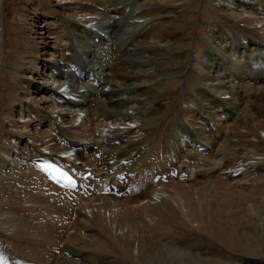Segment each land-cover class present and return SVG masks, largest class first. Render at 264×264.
I'll list each match as a JSON object with an SVG mask.
<instances>
[{
	"label": "bare ground",
	"instance_id": "bare-ground-1",
	"mask_svg": "<svg viewBox=\"0 0 264 264\" xmlns=\"http://www.w3.org/2000/svg\"><path fill=\"white\" fill-rule=\"evenodd\" d=\"M196 5L212 10L198 68L178 50ZM16 29L8 64L1 12L0 240L23 254L57 214L56 244L105 235L88 264L264 263V0H28Z\"/></svg>",
	"mask_w": 264,
	"mask_h": 264
},
{
	"label": "rangeland",
	"instance_id": "rangeland-1",
	"mask_svg": "<svg viewBox=\"0 0 264 264\" xmlns=\"http://www.w3.org/2000/svg\"><path fill=\"white\" fill-rule=\"evenodd\" d=\"M25 2H28V0H0V16H1V12L2 13H4V27H5V31H4V36H5V40H4V42H5V44H4V52H5V54H6V63H8V64H12L13 62H14V59L16 58V55H18V46L16 45V43L18 42V31H17V27H18V15H19V9L21 8V6H22V4L23 3H25ZM207 1H205V3H206ZM4 8V9H3ZM192 9H193V7L192 8H190V9H188V10H186V11H182L181 13H182V16H183V14L184 15H189L190 13H192ZM195 12L197 13V15H198V17H199V19H198V21H196V23L194 22V24H190V26H186V30L184 31V30H182L183 32H181L180 31V36H185V37H193V40H192V45L190 44V45H187L186 47H184V48H182L183 47V44H182V46H179L178 47V50L179 51H187V52H191L192 50H195V53L193 54V56L196 58V64H194L193 66L195 67V68H198V61L199 60H201V53H202V51L204 50V48L202 47L203 45L201 44V42H202V38H204V36L205 35H207V32H208V30L210 29V27L212 26V18H211V13H212V10L207 6L206 8H204V6H202V5H196L195 6ZM42 20H51V18L50 17H45V18H42ZM206 21H209L210 23H207ZM208 24V25H207ZM105 25L107 26V24L105 23ZM123 25H124V23L123 24H121V23H117V24H114L113 26H112V32H111V34H112V36H114V37H118V35H120V32H121V30H124V31H126L127 30V28H125L124 29V27H123ZM142 25H143V27H142ZM195 26V27H194ZM130 27H142V29L143 30H146L147 28H148V26L146 25V23L145 24H139V25H134V26H130ZM146 27V28H145ZM192 30H191V29ZM190 32H192L191 33V35L189 34ZM150 34H151V32H149ZM150 34L147 36V37H149L150 36ZM222 34H226V33H223V31H221L220 32V34L219 35H222ZM117 35V36H116ZM124 37V36H123ZM141 37V36H140ZM139 37V38H140ZM118 40H120V39H118ZM126 43L127 44H130V43H132L131 44V46L133 45V43H135L134 41H132L131 40V38H128L127 40H126ZM177 44H174L175 46H177L178 45V41L176 42ZM201 44V45H200ZM200 46H201V48H200ZM143 50H144V48H142ZM172 49V48H171ZM177 51V50H176ZM181 60L180 59H176V61H175V63L177 62L178 64H181V62H180ZM9 75V77H10V74H8ZM12 79V78H11ZM11 79H9V80H11ZM191 79H192V77H191ZM167 83H165V85L163 86V88L161 89V91H162V93L163 94H165V95H171V94H173L174 92H176V91H178L182 86H183V84H184V81L183 80H181V79H179V77L178 76H170V78L168 77V79H167V81H166ZM33 86H35V85H33ZM185 86H187L188 88H190V86H191V84L190 83H186V85ZM69 98H73V97H71V96H68ZM67 96H66V98H68ZM42 124H44V123H42ZM51 217H52V219H50V218H48L47 216L45 217V216H43V220L45 221V219L46 220H48L47 221V224H46V226H44L43 228H42V232H41V234H42V236L44 235V238H42V241H39V245L38 246H34L33 245V249L36 247V249H34V252L36 253V256L37 257H35V254H34V252H31V254H32V256H34L35 257V259H34V257H30V256H27V257H24L25 255H27V254H29V252L31 251V250H33L32 248H30V249H24V253L22 254V252H21V250L23 249V247L24 246H26L28 243L27 242H25V240L23 241V236L22 235H20V234H17V235H15L14 237H15V239L18 241V243H16L17 245L16 246H10L9 245V243L7 242V241H10V239H6V238H3V239H5V240H7V241H3V240H0V252H2L4 255L3 256H0V258H3L2 259V261H0V263H10V264H26V262H28L27 260L29 259V261L31 260V259H33V260H37L35 263H34V261H33V264H44L45 263V261H46V263H48V264H69V259L70 258H73L74 260H76V261H78V258H82V260H84L85 259V257L88 259H90V260H92L91 258L93 257V256H96L99 252H97V254H95V253H93V252H96L98 249L96 248L97 247V244L99 243V242H101V241H107L106 240V238H105V235H102V234H98L97 236L95 235L92 239H83L82 237H80V236H73V238L71 239V241L69 242V244H67V243H61L60 245L59 244H56L55 242H53L54 240H52V238L53 237H55V233H59V232H61V231H63L61 228H51V226L53 225L52 224V222L54 223V221H51V220H54V218H57V217H59V216H57V214H54V215H50ZM92 218H90V221H91V223L93 222L92 220H91ZM56 220V219H55ZM51 221V222H50ZM87 221H89V220H87ZM47 227V228H46ZM51 228V230H49ZM49 231V233H50V235H54L53 237H50V236H48L46 233ZM57 231V232H56ZM69 232H71V231H69ZM98 233V232H97ZM102 235V236H101ZM177 235H175V236H173L172 238H171V240L173 241V242H180V241H183V240H181V238L179 237V236H177ZM98 238V241H97V238ZM102 237H104L103 239H102ZM19 238V239H18ZM23 238V239H22ZM49 238V239H48ZM75 238H76V240H75ZM175 240H174V239ZM47 239V240H46ZM180 239V241H177V240H179ZM78 240V243L76 242ZM92 240V241H91ZM100 240V241H99ZM16 241V242H17ZM21 241H23L22 242V244H20L21 243ZM27 241V240H26ZM49 241H50V244H49ZM40 242H41V244H40ZM43 242H45V244L43 243ZM98 242V243H97ZM26 243V244H25ZM52 243V244H51ZM79 245H77V244ZM88 243V245L89 246H86V244ZM90 243H91V245H90ZM19 244V245H18ZM46 245L45 247H47V244H49L48 246L49 247H47V248H45L43 245ZM23 245V246H22ZM41 245V246H40ZM83 245H85V246H83ZM7 246V247H6ZM22 248H21V247ZM41 247V248H38L37 249V247ZM42 246H43V248L45 249V250H47L48 251V253H47V251H45L43 248H42ZM60 246V247H59ZM81 246V247H80ZM93 246V247H92ZM15 247V248H14ZM21 249H20V248ZM54 249H53V248ZM86 247V248H85ZM89 247V248H88ZM95 247V248H94ZM50 248V249H49ZM17 249H18V251H17ZM20 249V250H19ZM42 250V252L44 253V254H41L42 252H40L41 250ZM52 249V250H51ZM56 249V250H55ZM62 249V250H61ZM86 249V250H85ZM93 249V250H92ZM96 249V250H95ZM13 250V251H12ZM35 250H39V252L37 251H35ZM55 251V253L53 254V252ZM79 250V252H80V254L78 255L77 254V256H76V252ZM83 250H85V251H83ZM200 250H202V247H201V249ZM25 251H27V252H25ZM48 254V256H47V254L45 253V252ZM63 251V252H62ZM68 251V252H67ZM50 252V253H49ZM52 252V253H51ZM91 252V253H90ZM58 253V254H57ZM70 253V254H69ZM88 253V254H87ZM11 256H14V260H15V262L13 261V257H11ZM13 254H15V255H13ZM45 254H46V256H45ZM85 254V255H84ZM51 255H54L53 257L51 256ZM72 255H74V256H72ZM83 255V256H82ZM86 255H88V256H86ZM11 257V259H10V257ZM43 256H44V258H43ZM49 256H51V257H49ZM91 256V257H90ZM18 257V258H17ZM39 257H41L40 259H39ZM58 257V258H57ZM25 258L27 259L26 260V262H25ZM31 258V259H30ZM38 258V259H37ZM46 258V259H45ZM48 258L49 259H51V261L50 260H48ZM57 258V259H56ZM123 258V257H122ZM121 258V256L119 257V255H117V261H121V262H125L126 260H124L125 258H123L122 259ZM42 259V260H41ZM52 259H53V261H52ZM67 261H66V260ZM87 259H85L84 260V263H86V264H88L87 262H85V261H87ZM88 259V260H89ZM119 259H121V260H119ZM10 260V261H9ZM16 260H18V261H16ZM19 260H21V261H19ZM23 260H24V262H23ZM43 260H45V261H43ZM13 261V262H12ZM40 261H41V263H40ZM12 262V263H11ZM19 262V263H18ZM44 262V263H43ZM51 262V263H50ZM83 263V264H84ZM30 264H32V263H30ZM264 264V263H263Z\"/></svg>",
	"mask_w": 264,
	"mask_h": 264
},
{
	"label": "snow or ice",
	"instance_id": "snow-or-ice-1",
	"mask_svg": "<svg viewBox=\"0 0 264 264\" xmlns=\"http://www.w3.org/2000/svg\"><path fill=\"white\" fill-rule=\"evenodd\" d=\"M46 167H47V166H46ZM61 178L64 179V180H66V182H67L68 184H70V185L74 183V181L72 180V177L67 176V174H63V173H61ZM2 259H3V258H0V261H2Z\"/></svg>",
	"mask_w": 264,
	"mask_h": 264
}]
</instances>
